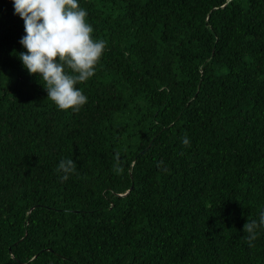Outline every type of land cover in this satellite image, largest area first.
Segmentation results:
<instances>
[{
	"label": "trees",
	"instance_id": "16d2710c",
	"mask_svg": "<svg viewBox=\"0 0 264 264\" xmlns=\"http://www.w3.org/2000/svg\"><path fill=\"white\" fill-rule=\"evenodd\" d=\"M79 3L106 49L71 112L0 0V264H264V0Z\"/></svg>",
	"mask_w": 264,
	"mask_h": 264
},
{
	"label": "clouds",
	"instance_id": "9594fccd",
	"mask_svg": "<svg viewBox=\"0 0 264 264\" xmlns=\"http://www.w3.org/2000/svg\"><path fill=\"white\" fill-rule=\"evenodd\" d=\"M14 12L23 21L24 35L19 44L25 51L18 56L29 75H35L58 110L78 112L88 98L78 84L94 76L106 49V42L93 36L88 12L79 0H10ZM181 143L191 147L185 135ZM118 159V154H117ZM163 161L156 166L166 171ZM73 159H61L57 171L66 181L76 171ZM116 171H120L116 164ZM243 231L249 247L264 232V209L258 220L247 222Z\"/></svg>",
	"mask_w": 264,
	"mask_h": 264
}]
</instances>
